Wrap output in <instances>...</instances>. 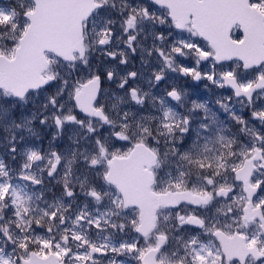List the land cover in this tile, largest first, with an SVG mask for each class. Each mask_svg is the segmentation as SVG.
<instances>
[{"label":"snow or ice","instance_id":"1","mask_svg":"<svg viewBox=\"0 0 264 264\" xmlns=\"http://www.w3.org/2000/svg\"><path fill=\"white\" fill-rule=\"evenodd\" d=\"M0 150V264H264V0H0Z\"/></svg>","mask_w":264,"mask_h":264},{"label":"rangeland","instance_id":"2","mask_svg":"<svg viewBox=\"0 0 264 264\" xmlns=\"http://www.w3.org/2000/svg\"><path fill=\"white\" fill-rule=\"evenodd\" d=\"M198 87H199L200 90H203V85H202V84L199 85ZM46 144H47V140H45V145H46ZM0 152H2V150H0ZM53 191H54V189H53Z\"/></svg>","mask_w":264,"mask_h":264},{"label":"flooded vegetation","instance_id":"3","mask_svg":"<svg viewBox=\"0 0 264 264\" xmlns=\"http://www.w3.org/2000/svg\"><path fill=\"white\" fill-rule=\"evenodd\" d=\"M105 87H108V85H105ZM56 191V189H54V192Z\"/></svg>","mask_w":264,"mask_h":264}]
</instances>
